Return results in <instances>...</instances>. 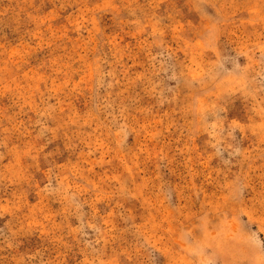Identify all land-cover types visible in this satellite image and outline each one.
Here are the masks:
<instances>
[{"label":"rangeland","instance_id":"374dc122","mask_svg":"<svg viewBox=\"0 0 264 264\" xmlns=\"http://www.w3.org/2000/svg\"><path fill=\"white\" fill-rule=\"evenodd\" d=\"M0 264H264V0H0Z\"/></svg>","mask_w":264,"mask_h":264}]
</instances>
